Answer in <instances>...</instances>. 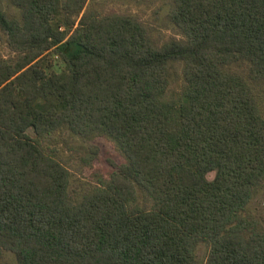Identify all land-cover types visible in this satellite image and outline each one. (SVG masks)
Masks as SVG:
<instances>
[{"label": "trees", "instance_id": "trees-1", "mask_svg": "<svg viewBox=\"0 0 264 264\" xmlns=\"http://www.w3.org/2000/svg\"><path fill=\"white\" fill-rule=\"evenodd\" d=\"M11 1L20 17L0 13L13 53L0 57V256L199 264L204 241L206 264H264V232L242 214L264 183V0H171L186 40L164 45L133 13L73 19L86 0ZM64 127L108 136L124 157L75 199L48 145Z\"/></svg>", "mask_w": 264, "mask_h": 264}, {"label": "rangeland", "instance_id": "rangeland-1", "mask_svg": "<svg viewBox=\"0 0 264 264\" xmlns=\"http://www.w3.org/2000/svg\"><path fill=\"white\" fill-rule=\"evenodd\" d=\"M171 5V0H86L78 18L76 15L72 18L79 19L85 11L133 13L146 23L156 43L164 45L172 41L186 40L184 34L169 16ZM0 13L11 17H20L19 8L11 0H0ZM12 54L6 36L0 32V57H8ZM51 59L52 69L59 72L64 69L65 65L58 55L52 53ZM182 71L183 63L176 62L172 67L174 84L182 81ZM254 88L264 115V81L255 84ZM30 132L34 135L33 131ZM48 145L54 148L59 159L71 173L68 189L72 199L79 198L100 178H107L124 161L117 144L105 135H95L90 138L80 137L64 127L50 137ZM207 177L213 179L215 172H209ZM139 198L144 204L145 198L141 191H139ZM242 214L254 217L258 223V229L264 232V183L257 188ZM209 251L210 246L207 242L201 241L197 245L195 253L199 264H206ZM0 264H17L15 253L4 250L0 256Z\"/></svg>", "mask_w": 264, "mask_h": 264}]
</instances>
